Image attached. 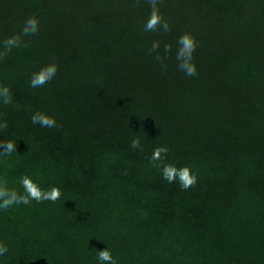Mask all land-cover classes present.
<instances>
[{
	"label": "trees",
	"instance_id": "trees-1",
	"mask_svg": "<svg viewBox=\"0 0 264 264\" xmlns=\"http://www.w3.org/2000/svg\"><path fill=\"white\" fill-rule=\"evenodd\" d=\"M158 7L168 31L144 30L149 0H0V52L39 20L0 56L11 94L0 150L16 143L0 177L21 193L23 174L62 193L0 212V264H98L106 247L117 264H264V0ZM186 32L194 77L177 67ZM50 63L55 77L31 88ZM37 111L57 126L33 125ZM161 145L167 156L150 162ZM164 163L190 167L196 184L168 183Z\"/></svg>",
	"mask_w": 264,
	"mask_h": 264
},
{
	"label": "clouds",
	"instance_id": "clouds-1",
	"mask_svg": "<svg viewBox=\"0 0 264 264\" xmlns=\"http://www.w3.org/2000/svg\"><path fill=\"white\" fill-rule=\"evenodd\" d=\"M151 6V12L144 25L145 31H154L157 26L163 28V30H169V24L164 20L160 13L158 5L161 0H149ZM39 32V20L36 16H29L21 26L19 35H12L3 41V52H0V56L6 55L11 52L13 48L19 47L22 44L21 36H34ZM178 48L176 51L177 67L181 70L185 76L194 77L197 75V68L193 62V53L196 49V40L191 33L182 34L177 40ZM24 46H27L24 44ZM158 43H153L152 51L158 48ZM170 46H165V51H169ZM159 59V57H157ZM167 66L162 65V70H166ZM57 73V65L50 63L39 68L35 71L30 79L29 86L31 88L43 87L46 83L51 81ZM0 101L4 104L11 102L10 89L7 86H0ZM31 122L33 125H39L40 127L54 128L57 126V122L54 117L47 115L43 112H35L31 116ZM6 123H0V129L6 128ZM16 143L9 140L3 144L2 150H0V156H9L14 151ZM131 147L142 151V145L140 138L136 137L131 140ZM168 148L166 146H158L153 149L150 157V162L162 161L167 156ZM161 175L168 183L178 181L179 186L183 190H187L197 182V176L192 172L188 166L177 167L172 163H164L162 165ZM18 183L23 188V192H19L14 187L8 186V181L3 177H0V212H6L14 206L19 205H31L32 201L41 203L43 201L55 202L61 198V189L57 186H52L49 189H44L33 179L31 175L23 174L19 176ZM8 253V247L2 241H0V258L5 257ZM98 264H117V259L113 256L112 251L109 248H105L98 251L96 257Z\"/></svg>",
	"mask_w": 264,
	"mask_h": 264
}]
</instances>
